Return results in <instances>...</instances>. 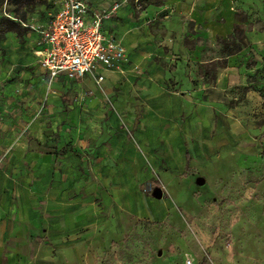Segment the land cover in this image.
Listing matches in <instances>:
<instances>
[{"label": "crops", "instance_id": "0c3cea01", "mask_svg": "<svg viewBox=\"0 0 264 264\" xmlns=\"http://www.w3.org/2000/svg\"><path fill=\"white\" fill-rule=\"evenodd\" d=\"M111 2L89 0L85 20ZM160 4L138 15L122 3L103 20L104 37L126 58L111 69L97 64L80 80L50 81L39 67L45 46L30 28L38 23L24 21L21 37L0 40V264H95L111 212L164 219L165 192L153 198L160 182L150 168L184 170L189 144L208 146L201 130L212 126L209 106L245 84L244 50L259 35L245 31L240 52L203 60L193 40L205 34L217 44L230 35L232 0ZM153 9L166 15H148ZM207 69L213 83L202 76Z\"/></svg>", "mask_w": 264, "mask_h": 264}, {"label": "rangeland", "instance_id": "374dc122", "mask_svg": "<svg viewBox=\"0 0 264 264\" xmlns=\"http://www.w3.org/2000/svg\"><path fill=\"white\" fill-rule=\"evenodd\" d=\"M61 1L39 0L24 21L44 25ZM83 1L87 5L89 0ZM154 1L112 0L111 5L128 3L139 15ZM232 4L245 15L243 34L254 30L259 35L258 42L244 50L250 67L244 71L245 86L231 89L230 95L217 97L216 105L209 106L212 126L201 130L202 144L206 141L208 146L200 152L198 143L196 151L190 143L184 150V170L166 176L161 169L150 168L153 181L161 183L155 187L165 192L164 219L142 221L111 212V233L93 247L95 264H264V0H232ZM154 10L148 15H166ZM200 28L193 32H201ZM202 35L193 40L203 46L201 58H219L216 40ZM197 179H204V184L198 186Z\"/></svg>", "mask_w": 264, "mask_h": 264}, {"label": "built area", "instance_id": "2783aa9c", "mask_svg": "<svg viewBox=\"0 0 264 264\" xmlns=\"http://www.w3.org/2000/svg\"><path fill=\"white\" fill-rule=\"evenodd\" d=\"M118 9L119 4L115 3L108 10H96L85 20L89 8L83 0H62L46 25L30 27L45 46L38 64L50 81L61 74L80 80L84 75H93L97 64L111 69L125 60L123 47L101 32V22L110 19ZM100 80L97 77L96 84Z\"/></svg>", "mask_w": 264, "mask_h": 264}, {"label": "trees", "instance_id": "16d2710c", "mask_svg": "<svg viewBox=\"0 0 264 264\" xmlns=\"http://www.w3.org/2000/svg\"><path fill=\"white\" fill-rule=\"evenodd\" d=\"M39 0H0V40H3L8 33L16 34L21 37L26 29L22 25L24 23L25 17L31 8ZM163 0H155L156 4L161 3ZM2 6L10 7V10H2ZM236 24L233 27V31L227 38H218L217 45L219 46L220 52L223 57H229L230 55L240 52L242 48L243 31L240 28V24L243 23L245 15L236 11L235 14ZM204 78L208 79L209 83L215 81L212 72L207 69L202 74Z\"/></svg>", "mask_w": 264, "mask_h": 264}, {"label": "water", "instance_id": "95a60500", "mask_svg": "<svg viewBox=\"0 0 264 264\" xmlns=\"http://www.w3.org/2000/svg\"><path fill=\"white\" fill-rule=\"evenodd\" d=\"M204 179H197L196 183L198 184V186H202L204 183ZM152 196L154 199L159 200L162 197V189L161 188H157L154 189V191L152 192Z\"/></svg>", "mask_w": 264, "mask_h": 264}]
</instances>
